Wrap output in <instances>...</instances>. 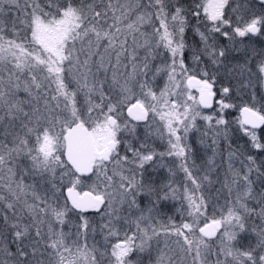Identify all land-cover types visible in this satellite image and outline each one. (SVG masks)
<instances>
[{"label":"snow or ice","instance_id":"1","mask_svg":"<svg viewBox=\"0 0 264 264\" xmlns=\"http://www.w3.org/2000/svg\"><path fill=\"white\" fill-rule=\"evenodd\" d=\"M0 264H264V0H0Z\"/></svg>","mask_w":264,"mask_h":264},{"label":"rangeland","instance_id":"2","mask_svg":"<svg viewBox=\"0 0 264 264\" xmlns=\"http://www.w3.org/2000/svg\"><path fill=\"white\" fill-rule=\"evenodd\" d=\"M256 46H257V47L260 46L259 43H257ZM193 91H195V90H193ZM257 99H259V96H257ZM206 111H211V110H206ZM229 113H230L229 116L231 117V120H232L233 115H234V120L231 121V129H230V135H231L233 132H236V130L239 128V119H240V117H241V114H240V111H238V113L235 112V111H229ZM236 135H238V136H240V137L242 138V139H241V143L243 142V139H246L245 137H243V133H242V132H236ZM158 150H159V149H158ZM159 175L162 176V177H164V176H168L167 169H166V168H162V169H160ZM181 177H183V173H182V172H179V171L177 170V176L174 177L173 179H176L177 181H179V179H180ZM174 186H176V185H174ZM221 203H223V201H221ZM170 206H171V205L169 204V207H170ZM97 238H98V239H102V238H100V237H97ZM89 242H91V241H89Z\"/></svg>","mask_w":264,"mask_h":264},{"label":"trees","instance_id":"3","mask_svg":"<svg viewBox=\"0 0 264 264\" xmlns=\"http://www.w3.org/2000/svg\"><path fill=\"white\" fill-rule=\"evenodd\" d=\"M258 47H259V46H258ZM227 111H228V112H229V111H235V112L238 113L239 110H238V108H233V109H228ZM228 119H229L230 122L233 121V120H234V115H233L232 120H231V117H230V116H228Z\"/></svg>","mask_w":264,"mask_h":264}]
</instances>
